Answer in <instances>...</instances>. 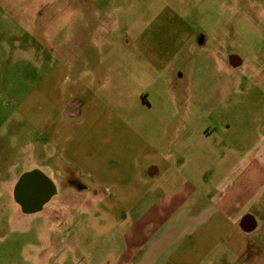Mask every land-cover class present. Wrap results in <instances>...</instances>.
I'll return each instance as SVG.
<instances>
[{"label":"rangeland","instance_id":"rangeland-1","mask_svg":"<svg viewBox=\"0 0 264 264\" xmlns=\"http://www.w3.org/2000/svg\"><path fill=\"white\" fill-rule=\"evenodd\" d=\"M263 70L264 0H0V264H113L163 198L216 188L221 141L260 134ZM33 170L89 192L24 216L11 183ZM262 190L254 231L203 228L180 252L177 211L145 264H264Z\"/></svg>","mask_w":264,"mask_h":264},{"label":"crops","instance_id":"crops-1","mask_svg":"<svg viewBox=\"0 0 264 264\" xmlns=\"http://www.w3.org/2000/svg\"><path fill=\"white\" fill-rule=\"evenodd\" d=\"M262 73H264V70ZM255 131L260 134L246 149L243 147L245 133L242 130L239 132L240 138L235 141L234 145H230L224 140L221 141L222 148L228 149V152L231 155L235 154V157L234 160H230L228 167L223 166L226 172L220 176L216 188H206L203 193L191 189L184 196L176 194L172 197L166 196L163 198L161 200L162 205L158 210L147 211L136 222L133 230L129 232L128 236L131 235L129 242L124 245L121 254L113 264H145L147 249L153 245L152 243L149 245L147 241L153 239L154 231L156 232L158 229L162 231L164 227H173L174 219L178 220L180 216L177 211L181 213L185 211L186 222L189 220L192 224L186 234L179 239V245L175 247L180 252H182L184 246L191 247L192 240H197L199 243L205 241V237L199 236L203 228H208L207 232L216 230L227 232L229 224H225V222L232 221L234 223L239 222L243 231H254L257 228V223L252 219L254 215L248 213V210L251 205L253 206L252 203L257 198L258 193H262V189H264V122L258 128H255ZM207 135L209 137L211 133L208 131ZM224 154L225 152L220 158L223 163L227 162V156L226 154L224 156ZM148 168L149 174L147 177H156L158 174L157 169ZM115 200L118 199H113L111 205L116 204ZM179 206L181 209L177 208ZM100 213L98 212V215ZM215 219L219 220L212 223ZM244 220L254 224V228L246 229ZM210 223L212 224L210 225ZM183 225H185L184 222ZM175 226L176 228H174ZM175 226L173 229L178 231L179 225L175 223ZM186 239L189 240L191 245L185 241ZM167 259L168 257L165 260L167 261ZM161 262L162 256L159 253L158 256H154V262L149 264H162Z\"/></svg>","mask_w":264,"mask_h":264},{"label":"flooded vegetation","instance_id":"flooded-vegetation-1","mask_svg":"<svg viewBox=\"0 0 264 264\" xmlns=\"http://www.w3.org/2000/svg\"><path fill=\"white\" fill-rule=\"evenodd\" d=\"M55 130V128H45V131L53 135H56L58 132V130L56 132ZM27 175H31L32 179L27 182L23 181L24 177ZM0 180H2V174L0 175ZM11 185V194L19 208V212L27 217L43 212L44 207L49 204L55 196L58 197L57 200H65L64 202H66L70 199H75L74 197L79 194L85 193L84 191L88 194L90 188V186L85 183L84 179L74 176L67 181V187L73 191L72 194H70L72 198L66 197V195L58 191L51 180L39 170H33L31 173H24L20 177L17 176ZM57 202L59 203V201ZM48 213L54 214L55 210H49Z\"/></svg>","mask_w":264,"mask_h":264},{"label":"water","instance_id":"water-1","mask_svg":"<svg viewBox=\"0 0 264 264\" xmlns=\"http://www.w3.org/2000/svg\"><path fill=\"white\" fill-rule=\"evenodd\" d=\"M30 179H32V176L31 175H27V176H25L24 177V179H23V181H29ZM245 220H247V219H245ZM245 220H244V224H245V228L246 229H248V230H250V229H252V228H254V224H252V223H248V222H245Z\"/></svg>","mask_w":264,"mask_h":264}]
</instances>
